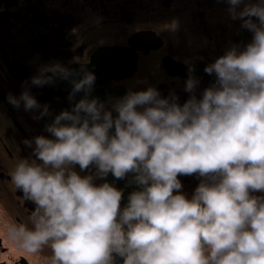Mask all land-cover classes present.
<instances>
[{"label": "clouds", "instance_id": "1", "mask_svg": "<svg viewBox=\"0 0 264 264\" xmlns=\"http://www.w3.org/2000/svg\"><path fill=\"white\" fill-rule=\"evenodd\" d=\"M232 19L253 33L207 64L215 81L198 97L191 74L182 104L156 85L129 89L111 107L92 96L96 74L60 61L42 64L9 102L50 115L31 93L70 80L84 95L37 135V159L20 158L15 189L35 202L31 226L3 225L17 247L51 249L49 264H264V0H227ZM78 76V78H77ZM114 129V131H113ZM32 145V140H25ZM94 173L81 175L73 165ZM133 173L141 187L121 207L123 190L97 177ZM202 177L189 196L180 175ZM6 212L0 207V216Z\"/></svg>", "mask_w": 264, "mask_h": 264}, {"label": "flooded vegetation", "instance_id": "2", "mask_svg": "<svg viewBox=\"0 0 264 264\" xmlns=\"http://www.w3.org/2000/svg\"><path fill=\"white\" fill-rule=\"evenodd\" d=\"M227 4L213 0H0V264H49L51 249L39 253L19 249L4 232L3 220L31 226L30 214L36 204L15 189L11 172L20 158L37 159L34 138L50 135L39 110L15 107L9 96H19L25 81L40 65L60 61L70 68H86L92 56L104 46L130 48L136 58L133 73L112 79L106 105L124 96L129 89L156 85L161 95L174 92L182 104L191 95L185 83L191 74L199 78L195 94L215 80L205 83L207 64L223 55L231 44L243 48L253 33L232 19ZM144 34L136 42L130 39ZM38 86L32 85V90ZM41 87V86H39ZM37 96V100L45 101ZM114 131V129H113ZM25 140H32L27 145ZM94 173L96 166L81 170ZM182 184L195 190L202 177L180 175ZM97 177L96 183H103ZM121 203V202H120ZM121 203V207H124ZM115 264L124 257L114 253Z\"/></svg>", "mask_w": 264, "mask_h": 264}, {"label": "water", "instance_id": "3", "mask_svg": "<svg viewBox=\"0 0 264 264\" xmlns=\"http://www.w3.org/2000/svg\"><path fill=\"white\" fill-rule=\"evenodd\" d=\"M144 34H136L130 42L134 43ZM136 58L130 48L121 46H104L101 47L91 59L88 70L95 72L96 80L94 84L92 96L99 97L100 100L106 102L108 94L114 93L110 86L112 79H117L123 75L133 73L136 67ZM78 76L81 73V68H75ZM205 77V83L209 82V78L216 79L215 73L208 74L205 71L200 72ZM77 76V78H78ZM211 76V77H210ZM72 89L70 80L56 78L52 84H47L42 87H37L33 91V95L41 96L40 98L49 105L50 115L43 116L44 124H49L59 112L63 109H70L72 104L79 100L84 93L79 92L76 94L75 100H69V92ZM95 166V164H92ZM133 173H129L124 178H116L111 172L104 177L110 183L123 190L121 203L127 205L129 194L139 189L141 186L132 181Z\"/></svg>", "mask_w": 264, "mask_h": 264}, {"label": "rangeland", "instance_id": "4", "mask_svg": "<svg viewBox=\"0 0 264 264\" xmlns=\"http://www.w3.org/2000/svg\"><path fill=\"white\" fill-rule=\"evenodd\" d=\"M216 1V3H218V4H227L228 5V2H227V0H213V2H215ZM229 7V6H228ZM182 189H188L189 191L191 190L192 191V189H193V185H188V184H183V188ZM180 190V191H182V192H184L183 190ZM195 191V190H194ZM193 191V192H194ZM191 194H192V192H189V196H191ZM254 195H258V196H264V192H259V191H257V192H254L253 193ZM8 221H12V220H8ZM7 221V222H8ZM7 222H5L4 220H3V224H5V223H7ZM8 244L10 245V244H12V242L10 243V242H8ZM15 245V244H14ZM19 248V247H18ZM20 249V248H19ZM3 256V255H2ZM2 256H0V258L2 257Z\"/></svg>", "mask_w": 264, "mask_h": 264}, {"label": "bare ground", "instance_id": "5", "mask_svg": "<svg viewBox=\"0 0 264 264\" xmlns=\"http://www.w3.org/2000/svg\"><path fill=\"white\" fill-rule=\"evenodd\" d=\"M34 90H35V89H34ZM34 90H32V92H31V93H33V91H34Z\"/></svg>", "mask_w": 264, "mask_h": 264}]
</instances>
